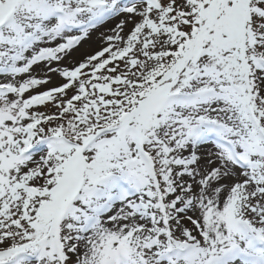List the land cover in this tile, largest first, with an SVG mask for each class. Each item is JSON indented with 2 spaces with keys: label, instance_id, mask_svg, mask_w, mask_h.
I'll return each instance as SVG.
<instances>
[{
  "label": "snow or ice",
  "instance_id": "obj_1",
  "mask_svg": "<svg viewBox=\"0 0 264 264\" xmlns=\"http://www.w3.org/2000/svg\"><path fill=\"white\" fill-rule=\"evenodd\" d=\"M0 264H264V0H0Z\"/></svg>",
  "mask_w": 264,
  "mask_h": 264
},
{
  "label": "rangeland",
  "instance_id": "obj_2",
  "mask_svg": "<svg viewBox=\"0 0 264 264\" xmlns=\"http://www.w3.org/2000/svg\"><path fill=\"white\" fill-rule=\"evenodd\" d=\"M98 46V42L96 41V38L93 37V40L89 43L85 44L84 47L80 50L81 52H91ZM77 56H79V53H77ZM59 78L53 75V83L50 85H46L45 87H51L55 84L59 83Z\"/></svg>",
  "mask_w": 264,
  "mask_h": 264
}]
</instances>
